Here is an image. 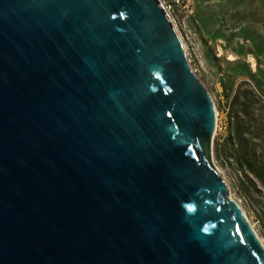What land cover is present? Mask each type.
I'll return each mask as SVG.
<instances>
[{
  "label": "water",
  "instance_id": "obj_1",
  "mask_svg": "<svg viewBox=\"0 0 264 264\" xmlns=\"http://www.w3.org/2000/svg\"><path fill=\"white\" fill-rule=\"evenodd\" d=\"M215 126L159 0H0V264H264Z\"/></svg>",
  "mask_w": 264,
  "mask_h": 264
},
{
  "label": "rangeland",
  "instance_id": "obj_2",
  "mask_svg": "<svg viewBox=\"0 0 264 264\" xmlns=\"http://www.w3.org/2000/svg\"><path fill=\"white\" fill-rule=\"evenodd\" d=\"M162 1L214 104L213 162L264 246V0Z\"/></svg>",
  "mask_w": 264,
  "mask_h": 264
},
{
  "label": "trees",
  "instance_id": "obj_3",
  "mask_svg": "<svg viewBox=\"0 0 264 264\" xmlns=\"http://www.w3.org/2000/svg\"><path fill=\"white\" fill-rule=\"evenodd\" d=\"M241 114H243L244 112H240ZM248 114V112H246L245 113V115H247ZM249 120V119H248ZM247 120V118L246 117H244V119H243V121L241 120L240 122H239V130L240 131H242V138L243 139H245L246 140V144H247V146H248V151L246 152V154H245V158H247L248 159V161H250V163H251V165H253V167H254V165L256 164V155H255V151H254V148L255 147H257L256 145H253L251 142H250V140H248V139H246V138H244V133L243 132H248L249 130H247L246 129V127H243L244 126V124L248 121ZM263 167H264V162H263V165H262ZM251 171H256V168H255V170H252L251 169Z\"/></svg>",
  "mask_w": 264,
  "mask_h": 264
},
{
  "label": "bare ground",
  "instance_id": "obj_4",
  "mask_svg": "<svg viewBox=\"0 0 264 264\" xmlns=\"http://www.w3.org/2000/svg\"><path fill=\"white\" fill-rule=\"evenodd\" d=\"M160 2H161V4H162V6H163V8L165 9V11H166V13H167V15H168V17H169V19L171 20V18H170V16H169V12L167 11V9L165 8V5L163 4V2H162V0H159ZM171 23H172V20H171ZM172 25H173V23H172ZM173 27H174V25H173ZM176 31V30H175ZM177 33V32H176ZM177 35H178V33H177ZM178 37H179V35H178ZM180 39V38H179ZM180 41H181V39H180ZM181 43H183L182 41H181ZM183 45V44H182ZM184 48V47H183ZM184 50H185V48H184ZM230 198H231V196H229ZM232 199V198H231ZM233 200V199H232ZM234 201V200H233ZM235 202V201H234ZM237 203V202H236Z\"/></svg>",
  "mask_w": 264,
  "mask_h": 264
},
{
  "label": "built area",
  "instance_id": "obj_5",
  "mask_svg": "<svg viewBox=\"0 0 264 264\" xmlns=\"http://www.w3.org/2000/svg\"><path fill=\"white\" fill-rule=\"evenodd\" d=\"M163 2V1H162ZM164 4V3H163ZM166 8V7H165Z\"/></svg>",
  "mask_w": 264,
  "mask_h": 264
}]
</instances>
